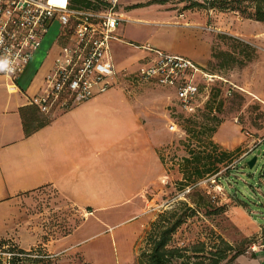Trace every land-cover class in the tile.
Segmentation results:
<instances>
[{
    "label": "rangeland",
    "instance_id": "1",
    "mask_svg": "<svg viewBox=\"0 0 264 264\" xmlns=\"http://www.w3.org/2000/svg\"><path fill=\"white\" fill-rule=\"evenodd\" d=\"M192 1L194 0H168L160 12H169L170 22L174 24L181 22L196 25L197 28L172 25L166 22L168 17L154 14L142 18L144 21L130 20L123 24L120 32L127 44H115L114 58L121 71L132 74L143 66L140 59L143 60L148 52L141 49V46H147V43L152 48L156 45L168 54H181L199 64L210 56L202 69L210 74L221 75L227 82L240 88L230 98H225L219 90L213 92L211 100L199 110L195 118L198 123H202L211 108L210 112L220 122L213 141L221 149L233 153L226 167H221L218 174L220 179L215 181V177H209L200 181L193 190H180L178 184L182 175L179 164L186 156L188 144V135L180 127L189 116L181 113L178 104L177 107L172 106V90L144 85L134 94L151 110L149 123L161 137L158 151L168 165L161 188L147 194V200L144 205H140L138 211H132L129 205L115 209L109 211L110 219L102 223L93 220L85 222L90 218L86 212H77L52 190L39 192L21 208V214L26 217V224L20 232L22 246L11 240L6 241L3 246V240H0V255L7 251V245L26 250L42 246L53 255L57 264H135L149 223L159 213L175 207L180 201L197 203L199 199L193 192L207 195L214 207H221L223 210L218 215L201 220L196 217L190 219L176 234L174 244L184 247L202 241L210 246L214 242L210 234L213 230L228 243L241 245L246 250L243 258L237 259L235 264H247L252 253L262 250L264 144L258 146V141L264 138V105L251 94L264 100V23L250 19L255 11L249 4H246L243 13L185 10L184 7ZM58 28V25H54L49 29L40 49L32 58L25 78L28 77L26 75H32L46 59L56 41ZM130 42L140 47L128 45ZM240 43L250 47L252 54L248 52L249 58L246 54L244 56L245 48ZM212 54L217 58L213 59ZM119 88L126 89L127 86L121 85ZM221 88L225 91L228 84H222ZM170 112L178 124L175 132H170L167 128ZM47 118L52 121L55 116ZM255 147L261 150V154L250 168L247 163L257 152L248 157L244 155L254 151ZM187 196L190 199L185 198ZM105 214L99 213L96 216L103 218L102 215ZM79 227L76 238L93 236L91 244L83 243L85 245L82 246H89L92 250L90 258L83 254L79 241L69 242L70 246L68 242L61 241Z\"/></svg>",
    "mask_w": 264,
    "mask_h": 264
},
{
    "label": "crops",
    "instance_id": "2",
    "mask_svg": "<svg viewBox=\"0 0 264 264\" xmlns=\"http://www.w3.org/2000/svg\"><path fill=\"white\" fill-rule=\"evenodd\" d=\"M158 1L161 0H118L117 12L124 20L116 32L120 41L112 44V57L118 71L121 70L113 47L127 44L120 35L124 23L144 21L142 18L154 14L168 17L166 22L172 25L196 27L170 22L169 12H160L166 3ZM128 45L136 46L132 42ZM53 58L51 48L41 66L25 78L30 62L15 87L9 79L0 76V240L15 241L20 246V232L26 224L21 208L35 194L52 190L77 212H86L90 218L85 222L102 223L110 219L109 211L128 205L132 211H138L147 200V194L161 188L168 172V165L158 151L161 137L149 123L151 110L134 94L144 85L133 86L124 79L107 93L56 115L46 127L25 137L20 109L29 106L31 98L40 92ZM187 59L203 68L210 56L200 64ZM140 62L144 65V60ZM121 85L127 88L120 89ZM167 89L174 92L172 106L177 107L174 89ZM171 115L168 113L167 128L171 124L178 128ZM99 213L106 214L98 218ZM80 227L61 241L68 242L69 246V242L79 241L83 254L90 258L92 250L82 246L91 244L93 236L76 238ZM261 247L262 250L251 254L247 264H264V239ZM241 258L243 255L238 259Z\"/></svg>",
    "mask_w": 264,
    "mask_h": 264
},
{
    "label": "built area",
    "instance_id": "3",
    "mask_svg": "<svg viewBox=\"0 0 264 264\" xmlns=\"http://www.w3.org/2000/svg\"><path fill=\"white\" fill-rule=\"evenodd\" d=\"M117 10L118 0H0V76L15 87L49 29L58 25L53 62L40 92L30 100L43 116L78 107L107 93L121 79L133 86L151 83L174 89L178 108L186 116L203 109L213 92L219 90L230 98L240 90L185 57L149 45L141 47L148 56L139 70L132 74L118 71L112 44L120 41L116 32L124 20ZM222 84H228L225 91ZM168 129L175 132L178 128L171 124ZM262 144L264 138L258 141V146ZM257 151L261 154L255 147L244 157ZM261 230L264 233V226Z\"/></svg>",
    "mask_w": 264,
    "mask_h": 264
},
{
    "label": "trees",
    "instance_id": "4",
    "mask_svg": "<svg viewBox=\"0 0 264 264\" xmlns=\"http://www.w3.org/2000/svg\"><path fill=\"white\" fill-rule=\"evenodd\" d=\"M158 2L165 4L168 0ZM246 4L253 6L255 11L250 19L264 23V0H201V2L194 0L184 9L217 10L219 12L240 11L243 13ZM240 45L245 48L244 56L245 54L248 56V52L252 54L248 45L243 43ZM211 56L213 59L217 58L214 54ZM210 111L211 108L205 114L202 123L195 120L197 113L194 116H189V119H186L180 127L188 135L186 156L179 164L182 175L178 184L180 190L185 188L193 190L200 181L209 177H215L214 180L218 181L221 167H226L232 159L233 153L221 149L213 141L220 122L218 117ZM20 115L25 137L31 136L52 122L31 104L20 109ZM194 194H197L199 199L197 203L190 204L180 201L175 207L159 213L149 223L144 232L135 264H235V261L245 254L246 250L241 245L234 246L228 243L213 230L210 231V234L213 236L214 242L210 246L202 241L196 245L184 247L174 244L176 234L190 219L196 217L201 220L205 217L218 215L223 210L221 207H214L207 195L198 192H193ZM185 198L190 199V196ZM1 242L3 246L6 243V241ZM7 246V251L0 255V264H57L53 255L49 254L42 246L31 248L28 251Z\"/></svg>",
    "mask_w": 264,
    "mask_h": 264
},
{
    "label": "water",
    "instance_id": "5",
    "mask_svg": "<svg viewBox=\"0 0 264 264\" xmlns=\"http://www.w3.org/2000/svg\"><path fill=\"white\" fill-rule=\"evenodd\" d=\"M259 154H260V151H257L256 155H255L251 160L248 161L247 165H248L250 168H252V167L255 165L256 160H257V156H258Z\"/></svg>",
    "mask_w": 264,
    "mask_h": 264
},
{
    "label": "bare ground",
    "instance_id": "6",
    "mask_svg": "<svg viewBox=\"0 0 264 264\" xmlns=\"http://www.w3.org/2000/svg\"><path fill=\"white\" fill-rule=\"evenodd\" d=\"M253 96V95H252ZM255 99L259 100L263 105H264V101L260 100L258 96L254 95L253 96Z\"/></svg>",
    "mask_w": 264,
    "mask_h": 264
}]
</instances>
